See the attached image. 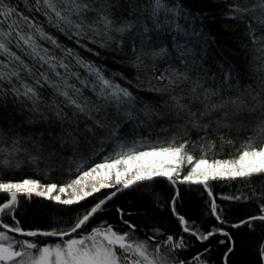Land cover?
<instances>
[{"label": "snow or ice", "instance_id": "6c2138e0", "mask_svg": "<svg viewBox=\"0 0 264 264\" xmlns=\"http://www.w3.org/2000/svg\"><path fill=\"white\" fill-rule=\"evenodd\" d=\"M19 3L26 12L11 0H0V110L4 113L0 173L25 165L39 167L46 159L55 163L50 158L66 148L78 157L73 161V178L63 185L33 178L0 182V194H6L0 203V264H208L203 258L207 248L191 261L180 258L179 253L189 247L184 236L165 235L154 228L150 235L138 237L137 226L125 219L132 213L123 209L117 212L126 231L107 222L91 227V222L119 195L166 180L173 187L202 186L210 198V214L223 225V209L210 182L240 180L251 187L254 179L264 181V76L249 83L245 69L208 56L210 44L196 18L173 0ZM227 7L226 18L242 21L244 35L253 46H260L254 51L264 56V0H233ZM129 39L131 67L138 73L135 80L122 72H109L77 50L99 57L101 49L115 51ZM157 58L178 60L182 69L171 63L164 71L157 68L160 74L153 75L145 87L141 66L147 67L146 59ZM259 70L264 71V59ZM140 91L152 92L158 99L145 101ZM158 124L161 133L170 128L177 131L155 142L134 134L137 128L154 131ZM125 126L133 131L132 139ZM237 127L248 133L237 155L210 157L216 148L212 132ZM193 131L196 139L189 136ZM220 140L221 148L234 144L223 133ZM197 145L199 156L189 151ZM93 156H99V161ZM102 192L97 202L85 207L84 202ZM33 197L69 209L80 206L73 209L79 214L66 228L25 230L17 213L22 201ZM178 197L179 191L170 205L182 232L201 243L217 234L226 237L220 243L229 245L227 264L233 251L231 234L222 228L205 233L190 225L176 213ZM260 212L231 227L252 228L254 221L264 222V205ZM5 216L14 223H7ZM38 238H58L59 242ZM259 252L264 258V242Z\"/></svg>", "mask_w": 264, "mask_h": 264}, {"label": "trees", "instance_id": "16d2710c", "mask_svg": "<svg viewBox=\"0 0 264 264\" xmlns=\"http://www.w3.org/2000/svg\"><path fill=\"white\" fill-rule=\"evenodd\" d=\"M11 2L18 4L20 11L26 12L24 5L19 3V0H11ZM176 2L196 18V25L203 30L210 44L207 49L208 56L213 60H217V62L223 60L228 63H235L240 68L245 69L249 77V83H253L258 76H264V71L259 70L261 59H264V56L258 51H254V47L259 49L260 46H253L248 37L244 35L245 25L242 21L226 18L229 12L227 5L233 3V0H173V3ZM60 39L69 47L72 46V42L68 41L66 37H60ZM168 44H171L170 39ZM131 46L132 41L129 39L124 47L115 51L101 49L102 55L99 57L84 53L83 49L77 48V50L87 58L93 59L97 64L103 65L109 72H122L128 79L135 80L138 73L135 68L131 67L133 57L130 50ZM170 63L174 64L176 68L182 69L179 61L171 58H157L155 61L146 59L145 65L147 67L145 68L142 65L139 72L145 87H147V81L153 75H159L160 71H164ZM157 68L160 71H156ZM152 83H156V81L153 80ZM139 95L145 101L153 103H155V99H158L154 93L148 91H140ZM9 107L11 108V105ZM3 115V110H0V117H3ZM17 121H19V117H17ZM164 127H168V125H164ZM125 130L128 131L129 139H132L133 131L128 126H125ZM176 131L170 128L169 132L161 133L158 124L154 131L148 128H137L134 134L149 142H155V140L165 138L169 134H175ZM220 133H223L226 140L232 139L234 144L225 143L221 148ZM189 136L196 139L197 133L195 131L190 132ZM247 136L248 133L239 127L233 128L230 132L223 129H220L219 132H212L210 139L216 142V148L209 153V156L220 159L234 157ZM177 142H180L179 138ZM259 142L258 140L257 143ZM189 151L196 156L200 155L199 145L196 148L190 146ZM77 157L78 154L74 155L71 148H66L58 157L53 156L50 158L55 163H49L46 159L39 167L25 165L19 170L3 171L0 173V182H20L25 178H33L44 184L56 183L57 185H63L73 178L75 168L73 161ZM93 159L99 161L100 157L93 156ZM247 183L240 180L210 182V188L216 203L223 209L222 219L225 221L223 225L210 214V198L202 186L178 185L173 187L166 180H159L151 186L126 192L110 201L106 210L93 219L91 227L107 222L113 225L115 229L126 231L127 226L122 223L117 212L118 208L123 209L125 213H132L130 216L126 215L125 219L130 220L137 226L136 235L138 237L144 238L146 234L150 235L152 233V229L159 228L165 235L185 237L189 247L186 251L179 253L180 258H187L191 261L195 254L202 253L207 248L209 250L203 258L208 261V264H225V252L229 245L227 243L221 244L220 241L227 240L226 237L217 234L209 241L201 243L187 233L182 232V225L179 223L178 217L173 215L170 205L176 192L179 191V197L176 199V213L183 215L190 225L205 233L214 228H222L223 231L231 234L234 242L232 245L233 251L227 258V264H264V258L261 257L259 252V247L264 242V222L254 221L252 228L247 225L239 228H228V226L239 224L250 216L262 214L260 208L264 205V181L254 179L251 187H248ZM253 190H255V194ZM103 195L104 192L90 198L89 201L84 202L85 207H90ZM223 196H241L242 198L240 200H225L222 199ZM244 197H250V199H244ZM2 202H4V196L0 195V203ZM79 208L80 206H72V209H69L33 197L31 201H22L17 219L20 222L19 226L25 230L66 228L68 224L74 222L79 214L73 209ZM83 210L80 209V211ZM4 220L9 224L14 223L10 216H5ZM38 239L47 243L59 242V240L48 238Z\"/></svg>", "mask_w": 264, "mask_h": 264}, {"label": "water", "instance_id": "95a60500", "mask_svg": "<svg viewBox=\"0 0 264 264\" xmlns=\"http://www.w3.org/2000/svg\"><path fill=\"white\" fill-rule=\"evenodd\" d=\"M0 195H3V196H5L6 194H0ZM115 199V198H114ZM228 228H233V227H231V226H228ZM12 235H15V234H12ZM48 239H51V240H58V238H48Z\"/></svg>", "mask_w": 264, "mask_h": 264}, {"label": "rangeland", "instance_id": "374dc122", "mask_svg": "<svg viewBox=\"0 0 264 264\" xmlns=\"http://www.w3.org/2000/svg\"><path fill=\"white\" fill-rule=\"evenodd\" d=\"M185 171H187V167H185Z\"/></svg>", "mask_w": 264, "mask_h": 264}]
</instances>
